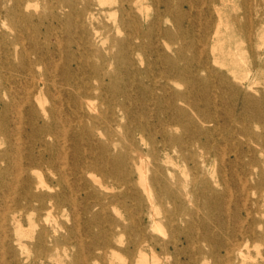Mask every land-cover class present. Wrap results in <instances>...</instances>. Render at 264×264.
I'll list each match as a JSON object with an SVG mask.
<instances>
[{
  "label": "bare ground",
  "instance_id": "bare-ground-1",
  "mask_svg": "<svg viewBox=\"0 0 264 264\" xmlns=\"http://www.w3.org/2000/svg\"><path fill=\"white\" fill-rule=\"evenodd\" d=\"M97 1L109 15L120 14L118 31L126 19L131 28L123 38L112 37L110 48L119 51L110 58L103 52L109 36L102 35L101 27L94 23L93 0H0V133L9 144L0 150V161L12 164L5 169L12 173L8 180L0 166V189H8L7 194L0 191V264L7 256L9 264H30L31 251L42 263L52 260L59 264L61 243H73L79 248L78 256L70 264H87L90 257L97 255L95 248L112 247L117 233L123 245V236L131 229L105 216L104 209L114 202L125 205L126 197L131 198L134 208L143 207L146 196L153 206L157 187L169 201L182 203L181 210L175 212L181 214L179 222H184V226L174 224V220L172 223L186 243L180 248L177 241L170 243L183 254L185 264H264V76L260 77V73L264 75V1L256 5L262 8L253 10L254 1L258 0H242L243 11L228 21L223 20L219 11L211 61L206 52L209 33L203 34L202 47L197 49V65L219 77L235 98L230 131L232 156L228 159L214 147L209 154H198L192 149L196 143L205 147L210 143L208 137L216 132L205 126L212 119L200 105L194 104L193 113L177 104L161 107L157 104L162 96L144 86L142 90L149 93L148 101L154 105L146 101L143 106H133L132 95L121 85V77H114L108 67L114 62L119 71L133 69L134 55H141L139 50L144 45L133 39L140 37V22L149 18L151 5L145 0ZM153 1L164 3L165 9L157 8V21L149 23L146 36L151 35L153 24L159 26L160 11L171 18H184L182 9H174L173 0ZM58 29L66 33L65 43L57 34ZM223 31L236 38L235 46L231 44L227 49V57L219 52L226 40ZM164 33L171 36L170 30L165 29ZM155 48L159 60L173 62L158 45ZM183 51L184 46H180L178 52ZM242 53L251 57L246 66L249 73L256 69L252 76L238 69ZM139 59L143 60L141 56ZM37 66L42 67L39 74L35 73ZM172 67L182 77L192 73L190 64ZM222 67H227V72ZM80 74L89 77L80 78ZM192 74L194 80L207 83ZM12 82L21 88L12 87ZM162 89L167 92V84ZM192 94L190 90L173 92L171 96L188 100ZM157 106L162 111L160 115L152 112ZM137 113H147L154 121L147 120L136 127L129 124L127 128L122 119L136 118ZM102 124L107 126L106 131L112 127L126 129L128 145L122 138L113 137L112 129L105 132ZM175 125L183 128V136L170 133ZM136 133L141 137L145 133L160 135L159 148L164 153L154 156L156 163L151 168L145 153L135 145ZM104 134L107 137L103 138ZM171 144L184 146L181 156L188 162L194 180L201 184L196 199L202 200L204 208L218 210L216 225L208 220L201 221L199 227L193 225V218L199 213L185 207L189 193L183 192L171 166ZM219 156L222 167L216 174L211 165ZM38 167L48 168L52 174L39 173ZM135 170L140 174L137 180ZM148 170L152 172L150 177ZM94 171L112 178V185L121 190L101 195L92 185L97 180ZM7 197H11L10 202ZM95 206L100 207V212H93ZM25 218L29 221V234L24 228ZM101 221L108 228L101 245L93 241L85 244L81 229L89 232ZM151 221L154 225L156 218L151 216ZM137 229L138 238L128 241L124 250L131 254L136 251L139 263L146 264V245L151 247L153 258L157 255L152 248L154 238L141 225ZM230 229L233 232L229 237ZM27 237L35 242L30 244ZM200 239L209 243L208 250L194 245Z\"/></svg>",
  "mask_w": 264,
  "mask_h": 264
},
{
  "label": "rangeland",
  "instance_id": "rangeland-1",
  "mask_svg": "<svg viewBox=\"0 0 264 264\" xmlns=\"http://www.w3.org/2000/svg\"><path fill=\"white\" fill-rule=\"evenodd\" d=\"M241 1L242 0H184V4H180V0H173L172 2L175 7L174 9H178L177 11H180L179 9H182V11H184V18L182 17V19H177L174 17L171 18L161 12L165 9L164 3L159 4L155 3L153 0H145L147 4L151 5L150 16L146 20L144 18L141 20L139 28L140 37H136L133 39L135 43L143 42V48L139 50L141 55H134L135 61L133 69L128 70L127 68H123L119 71L114 62L108 67V70L110 72H113L114 77H121L120 83H122L121 85L125 86L127 92L132 95V103L135 107L143 106L144 104H146V101L150 100L149 93L142 90L144 86L147 87V89H155L157 95H159L160 97L162 96V98L159 100V103L157 104L161 107L165 106L164 108H167L170 103L174 105L177 104L181 107H185L189 111V113H193L194 110L192 107L194 106V104L200 105L202 111H205L206 116H209V119H212V121L206 122L205 126L210 129H216V132H214V135H211L212 137H208L210 140V143L207 144L208 146L205 145V147H203L198 143L192 145V149L198 154H209L210 148L214 147L220 152V155L226 157V159L232 156L230 148V131L233 121L235 98L228 85L220 83L219 77L211 76V74L207 70L197 65L198 61L196 57L197 49L202 47V36L207 32V34L209 33V36L206 40V52L211 61V45L214 39L213 36L215 35L214 31L219 21V11L223 16V20H231L233 16L243 11V7H241L240 5L242 4ZM259 1L261 2L264 0L254 1L253 10H255L256 8H262L256 6ZM158 7L161 8L160 13L162 14L160 24L159 26L153 24L151 35L146 36L149 23H151L152 21H157L155 12L157 11ZM92 8L95 12L96 17L94 20L95 25L101 27L100 30L102 32V35L109 36V39H106V42L104 44L103 52L105 53V55L107 54L106 56L108 58H110L113 56V54L119 51L118 48H110L112 37H114L115 35L116 38H123L127 36L128 29L131 30V28H129L128 26L129 21L127 19L124 20V25L122 26L123 28L121 27L122 30L118 31V26L120 24L121 18L120 14H117L116 16L109 15L108 11L105 10L104 7L100 6L97 0H93ZM107 8L108 6H106V9ZM165 29L170 30L171 36H169L170 34L167 35L164 33ZM57 34H59L60 38L65 43L66 33L58 29ZM224 34L226 35L224 49H219V52H223L222 56L227 57V49L231 44L235 46L236 38L228 36L225 32ZM51 39L52 41H54L55 35H53V37L51 36ZM155 44L158 45L159 49L161 48L162 51L170 56L173 62L159 60L156 54L158 53V51L155 48ZM167 44H170V46H167ZM180 46H184L183 53L178 52ZM140 56L143 59L142 61H140L139 59ZM241 57L242 58L240 59V63L238 64L239 71L241 73H248L251 76L252 74H255L256 69H254L250 73L248 72L246 62L251 61V57L248 56V53H242ZM175 64L180 68L186 67L188 66V64H190V70H192V73L196 74V77L198 75L201 80L204 79V81L207 83L199 82L196 79L194 80L192 77V73L188 74V76L186 75L185 77L178 75V73H176L172 69V66ZM226 68L227 67H222L220 69L227 72ZM35 71L36 74H39L42 71V67L37 66ZM86 75L84 76L83 74H80L79 77H89L88 75ZM189 76H191V78H189ZM263 76V73H260V77L262 78ZM92 82L96 83L95 80H92ZM166 84L169 90H167V92L166 89H162V87ZM10 85L12 87L14 86L15 88L17 87L18 89L21 88L19 87L20 85L14 84V82H12V84ZM64 85L68 86V84L66 83H64ZM69 87L71 88V86ZM190 90H193V94L192 97H190L188 100H179L171 96L173 92H187ZM254 93L256 95L260 94L258 92ZM120 99H123V97L121 96ZM96 102L97 104L102 105V109H106V105L102 104L100 100L96 99ZM47 104L49 105V101H47ZM149 104L154 105L153 102H150ZM139 111L141 112L142 110L140 109ZM152 112H154L155 115H160V112L162 111H160L159 107L157 106ZM147 120L149 122H153L154 118H148L147 113H137L136 118H124L122 119V123L127 124V128H129V124H131L133 127H136L139 124H144ZM101 127L107 133H109L108 131L112 129L113 137L122 138L124 143L128 145L129 140L127 138L126 129L112 127L111 129H108L106 131L107 126L105 124H102ZM255 129L261 130L260 128L256 127ZM170 133L181 137L184 134V130L180 125H175L171 127ZM3 136L4 134L0 133V150H4L9 146L8 142ZM105 136V134L104 136L102 135L103 138H105ZM135 138V145L140 147L141 150L145 153V158L150 162L149 167L151 168V166L156 163L153 162L154 156L162 155L164 153V150H161L159 148L160 142L158 140L160 139V135L158 134L155 136L149 133H145L143 137H141L140 134L136 133ZM22 139L24 140V136H22ZM168 148L174 162L171 163V166L174 169L177 180H179V185L182 187L184 193L186 191L189 193V200H187L185 207L191 209L192 211H198L199 213L198 217L193 218V225H195V227H199V225H201V221L204 220H208L209 222L212 221L214 223L218 216V210L212 211L207 207L204 208L202 205V200L198 198L196 199V192L200 188L201 184L200 182L194 180V174L192 173L190 167H188V162H185L184 158L181 156V153H183L184 155V146L180 144H171ZM197 158L199 159V157ZM213 158L214 157L212 156V160ZM160 163L162 164L163 161H161ZM11 165L12 164L7 163L6 161H0V166H2V168L4 169V171H2V174L7 180L10 179V174L12 173H9L10 169L8 171H6L5 169L10 168ZM221 165L222 163L220 162L219 156V158L215 160L213 165H211V168L215 170L216 174H219L222 167ZM37 170L39 173H45L48 175L52 174L51 170L45 167H38ZM227 170H230L229 167H227ZM94 173L97 175V180L94 181V184L92 185L99 189L98 191L101 195H104L105 193H117L119 190H121L112 185V178L104 174L102 175L98 171H94ZM151 174V170H148L149 177L151 176ZM134 175L136 180L139 179L140 174L137 170H135ZM104 183H108L110 186L108 188L102 187L101 185ZM219 188L222 189L223 186L221 185L219 186ZM0 191L3 194L8 193V189L5 186H2ZM10 198L7 197L8 200L6 198L4 200L10 202ZM152 201L153 206H151V200H149L147 196L144 197L143 207L140 208L132 207V200L128 197H126L125 199V205H118L117 202L109 204L108 208L104 209V215L109 216V218H114L121 221L125 225L130 226L131 229L125 232L123 236V245L118 241L119 234L117 233L113 240V246L105 247L100 250L98 248H95L93 251L97 255L94 257H90L87 264H140L136 251L131 254L127 253L124 250L128 241L138 238L139 233L137 228L139 225L144 228V232L146 234L154 238L152 248H154V251L157 254L156 257L153 258L151 247L146 245L145 250L149 255L147 257L146 264H185L183 254L178 253L174 248V244L170 243V241L173 240L177 241L179 248L182 247L184 243H186L183 240L182 235L176 230L172 223V221L174 220V224H178L180 227L184 226V222H179V217L181 216V214H179V212H175L181 210L182 203H174L172 201H169L168 197L161 191L159 187L155 189V197L152 199ZM2 205H4V202ZM100 210L101 209L99 206H95L93 208V212L95 213L100 212ZM151 216L156 218V223L154 225L151 221ZM142 218H145V220L143 221ZM188 218H190V216H188ZM61 219L65 220L64 217H61ZM158 224L160 227L158 226ZM214 224L216 225V223ZM24 228L27 234L31 232L29 221L27 218H25L24 220ZM107 229L108 228L105 221H101L100 226L95 225L89 232L81 229V234H83V236L85 237V244L89 245V243L93 241L96 242V244L98 243L101 245L103 241L102 236L107 232ZM232 232L233 230L230 229L227 236L230 237V235H232ZM162 233L164 235H162ZM26 240L30 244H33L35 242L34 238L32 239L31 237H27ZM194 245L197 248L202 247L206 250L210 248L209 243L203 239L196 241ZM167 247L169 250L167 249ZM78 250V246L74 245L73 243L69 246H65L64 243H61L59 246V259L61 263L59 264L74 263L75 255L78 256ZM168 251L170 252L169 254H167ZM35 256V252L31 251L28 260L30 264H54L52 260H49L46 263H42L39 260H36ZM2 261L3 262L1 264H9L8 256L2 259ZM212 262L213 261H208L207 263H204L203 261H199L195 264H212Z\"/></svg>",
  "mask_w": 264,
  "mask_h": 264
}]
</instances>
